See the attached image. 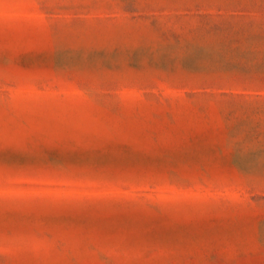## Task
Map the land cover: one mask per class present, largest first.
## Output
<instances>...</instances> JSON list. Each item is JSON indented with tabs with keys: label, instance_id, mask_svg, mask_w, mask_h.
<instances>
[{
	"label": "rangeland",
	"instance_id": "374dc122",
	"mask_svg": "<svg viewBox=\"0 0 264 264\" xmlns=\"http://www.w3.org/2000/svg\"><path fill=\"white\" fill-rule=\"evenodd\" d=\"M0 264H264V0H0Z\"/></svg>",
	"mask_w": 264,
	"mask_h": 264
}]
</instances>
